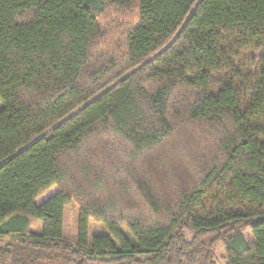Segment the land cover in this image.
Wrapping results in <instances>:
<instances>
[{
  "label": "trees",
  "instance_id": "obj_1",
  "mask_svg": "<svg viewBox=\"0 0 264 264\" xmlns=\"http://www.w3.org/2000/svg\"><path fill=\"white\" fill-rule=\"evenodd\" d=\"M5 237L0 264H264V0H0Z\"/></svg>",
  "mask_w": 264,
  "mask_h": 264
},
{
  "label": "rangeland",
  "instance_id": "obj_2",
  "mask_svg": "<svg viewBox=\"0 0 264 264\" xmlns=\"http://www.w3.org/2000/svg\"><path fill=\"white\" fill-rule=\"evenodd\" d=\"M79 207L74 203H69L65 207V222H64V233L65 236L75 241L77 236V227H78V215H79ZM42 222L39 220H33V229L35 231L41 230ZM107 232V228L105 223L102 221H97L93 218L89 219V234L93 236L94 234H104ZM8 237L0 239V245H3L7 242ZM225 248L222 244H219L217 249L215 250V263L220 264L224 261L225 256Z\"/></svg>",
  "mask_w": 264,
  "mask_h": 264
}]
</instances>
